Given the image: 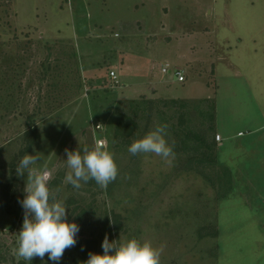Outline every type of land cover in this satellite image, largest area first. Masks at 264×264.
<instances>
[{"label": "rangeland", "instance_id": "obj_1", "mask_svg": "<svg viewBox=\"0 0 264 264\" xmlns=\"http://www.w3.org/2000/svg\"><path fill=\"white\" fill-rule=\"evenodd\" d=\"M182 60L196 62L186 87L162 74ZM187 92L197 99L177 97ZM118 114L133 119L128 139L115 138ZM163 124L171 163L128 152ZM263 124L264 0H0V264H54L47 254L13 255L27 176L16 167L32 127L28 154L42 157L36 167L47 165L49 187L80 229L55 264L102 254L105 235L163 246L160 264H264ZM240 131L246 138L233 139ZM99 140L116 180L106 190L94 180L65 183V149Z\"/></svg>", "mask_w": 264, "mask_h": 264}, {"label": "clouds", "instance_id": "obj_2", "mask_svg": "<svg viewBox=\"0 0 264 264\" xmlns=\"http://www.w3.org/2000/svg\"><path fill=\"white\" fill-rule=\"evenodd\" d=\"M98 126V125H97ZM167 124L158 126L143 138L134 140L128 147L132 155L152 153L161 157L166 163L175 158L174 145L166 140ZM66 164L70 169L64 182L79 189L83 183L94 180L102 189L114 182L118 176V167L113 154L107 150L106 142L99 140L91 149L70 151L65 149ZM40 155L25 154L16 167L18 176L26 173L25 196L20 201L24 209L22 228L18 233V247L13 249L17 259L31 262L48 255L49 260L58 262L65 250L77 243L79 225L67 220V207L57 198L58 189H51V173L45 164L36 167ZM103 253H89L83 264H160L163 246L156 248L150 241L136 238L117 242L109 241L105 235L102 242Z\"/></svg>", "mask_w": 264, "mask_h": 264}, {"label": "crops", "instance_id": "obj_3", "mask_svg": "<svg viewBox=\"0 0 264 264\" xmlns=\"http://www.w3.org/2000/svg\"><path fill=\"white\" fill-rule=\"evenodd\" d=\"M180 62V63H179ZM179 62H177V63H179V67H178V69H181L182 71H183V73H184V75H185V82L184 83H179L175 78H173L172 77V81H171V83H173V85H175L176 83L177 84H181V85H185L186 83H187V81H188V78H187V74L188 73H191V70L193 71V65H194V63H196V62H191V61H184L183 62V60L182 61H179ZM177 68V67H176ZM162 74H163V72H162ZM216 74V73H215ZM163 75H167V74H163ZM214 77H215V75H214ZM216 78V77H215ZM215 81H216V79H215ZM161 86H158V85H156V84H153V87H155L153 90H158V89H160V88H162L166 93H171V94H174L173 93V91H169V90H167V89H165V87L162 85V84H160ZM184 87H186V85L184 86ZM218 86H217V91L215 92L216 93V119H215V128H216V134L217 135H219L220 137H221V142H218V150H217V154H219V150H220V147H221V144L223 143V141H224V136H223V133H222V131H221V128H220V124H221V118H220V116L218 115L219 114V112H221V107L219 106V100H218ZM187 91V90H186ZM173 97H176L175 95H172ZM177 97L178 98H181L182 100H194V99H197V97H192L190 94H188V92L186 93V94H184V93H182V94H178L177 95ZM204 99H209V96L208 97H205ZM263 127L262 128H264V124L262 125ZM256 128V127H255ZM255 128H253V129H255ZM261 129V127H257L254 131H249V135L250 136H255L258 132V130H260ZM216 135V136H217ZM233 136V135H232ZM229 138H231V137H229ZM244 139V138H246V136L240 131V132H238V133H236L234 136H233V139ZM251 139V138H250ZM250 139H248V140H250ZM247 140V141H248ZM244 146V145H243ZM217 158H218V161H219V163L222 165V166H224V167H226L227 169H229V171H230V173H231V176L232 177H234V172L229 168V167H227L224 163H222L221 162V159H220V156L219 155H217Z\"/></svg>", "mask_w": 264, "mask_h": 264}, {"label": "trees", "instance_id": "obj_4", "mask_svg": "<svg viewBox=\"0 0 264 264\" xmlns=\"http://www.w3.org/2000/svg\"><path fill=\"white\" fill-rule=\"evenodd\" d=\"M118 125H117V130H116V133H115V138L118 139V136L119 138H123L124 140L125 139H128L131 135H132V132L134 131V122H133V119L129 118V117H125L121 114H118ZM34 135H35V127H32L29 131L26 132L25 134V137H26V141H27V147L24 149V151L21 153V156L23 157L25 154H28L33 145H34ZM121 135V136H120ZM206 148L208 150H211L213 149L214 151V148L216 149V145L215 144H210V145H205ZM5 188V192H4V200H5V204L6 206L8 207V211H11V208L9 207V203H8V195H9V192H10V188L11 186L8 184V185H5L4 186ZM87 244V243H86ZM86 254L89 256V253H87L86 251L83 252V257L86 258ZM21 264H26V263H21ZM32 264H36V262H33Z\"/></svg>", "mask_w": 264, "mask_h": 264}, {"label": "built area", "instance_id": "obj_5", "mask_svg": "<svg viewBox=\"0 0 264 264\" xmlns=\"http://www.w3.org/2000/svg\"><path fill=\"white\" fill-rule=\"evenodd\" d=\"M163 74H171L173 78H175L179 83H184L185 82V75L181 69H174L173 71L170 72L169 70V65H166L162 69ZM110 77L112 80L117 79V75L114 71L110 72ZM217 142H221V137L219 135L216 136Z\"/></svg>", "mask_w": 264, "mask_h": 264}]
</instances>
